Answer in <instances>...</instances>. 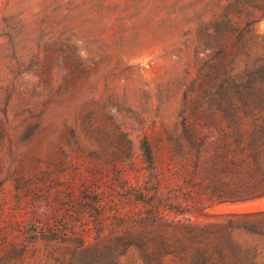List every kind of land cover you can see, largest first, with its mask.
Masks as SVG:
<instances>
[{"label": "rangeland", "instance_id": "1", "mask_svg": "<svg viewBox=\"0 0 264 264\" xmlns=\"http://www.w3.org/2000/svg\"><path fill=\"white\" fill-rule=\"evenodd\" d=\"M230 1L0 0V253L39 230L86 244L119 230L128 188L149 179L144 138L159 168L183 174L168 181L183 196L195 147L181 122L203 124L220 82L264 55V16L245 8L228 25L255 21L249 33L216 56ZM194 197L204 205L177 218L228 213ZM237 238L264 257L263 239ZM74 252L41 241L14 264H69Z\"/></svg>", "mask_w": 264, "mask_h": 264}, {"label": "trees", "instance_id": "2", "mask_svg": "<svg viewBox=\"0 0 264 264\" xmlns=\"http://www.w3.org/2000/svg\"><path fill=\"white\" fill-rule=\"evenodd\" d=\"M245 8L264 16V0H231L223 9L224 28L215 47L220 59L228 42L233 39L241 45L255 22L228 25L229 18L239 19ZM217 94L216 108L205 118L199 117L203 124L181 122L183 135L195 147L194 169L188 173L183 196L168 183L171 175L179 179L183 174L167 175L159 168L144 138L140 151L149 179L140 189L128 188L119 230L99 235L93 244L76 236L34 231L32 237L0 253V264L18 262L29 247L41 241L73 246L69 264H264L257 247L237 238L264 240V214L225 216L202 223L176 217L204 205L195 195L209 196L208 203H217L250 198L264 190V55L250 57L242 67L234 68L220 82ZM137 205L141 210L134 211Z\"/></svg>", "mask_w": 264, "mask_h": 264}, {"label": "water", "instance_id": "3", "mask_svg": "<svg viewBox=\"0 0 264 264\" xmlns=\"http://www.w3.org/2000/svg\"><path fill=\"white\" fill-rule=\"evenodd\" d=\"M262 201H264V190L250 198L210 203L209 206H221L227 209L228 213L224 214V217L255 216L264 214V210L259 207Z\"/></svg>", "mask_w": 264, "mask_h": 264}]
</instances>
